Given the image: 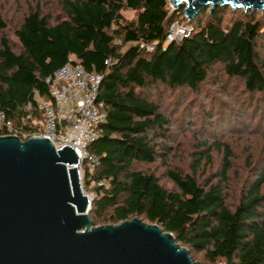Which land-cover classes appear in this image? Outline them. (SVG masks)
Instances as JSON below:
<instances>
[{"label":"trees","instance_id":"obj_1","mask_svg":"<svg viewBox=\"0 0 264 264\" xmlns=\"http://www.w3.org/2000/svg\"><path fill=\"white\" fill-rule=\"evenodd\" d=\"M41 1L27 0L29 10L13 30L18 47L3 32L7 22L0 10L3 122L22 141L41 133L36 101L48 99L46 80L73 59V64L102 76L98 101L106 108L99 136L89 145L97 165L92 171L84 166L82 173L83 188L92 187L96 194L88 213L92 225H116L136 217L171 233L190 255L202 254L209 264H264V152L253 156L249 151L237 200L229 203L230 145L199 143L201 151L189 174L168 167L174 136L161 103L165 93L188 91L195 96L178 95L173 103L182 107V117L192 118L190 125L198 122V102L205 108L204 117L214 118L208 124L222 127L211 137L219 139L223 130L233 132L239 125H251L254 136L263 135L264 11L258 17L259 12L205 7L188 21L184 8L173 10L169 0H56L60 15L53 17L44 13ZM128 12L134 13L132 19L125 18ZM178 23L188 28V35L168 41L170 27ZM221 80L223 87L238 82L234 85L251 101L237 109L242 115L234 109L226 114L219 101H212L217 95L209 92L217 91L211 85ZM223 87L220 94L226 93ZM205 88L210 99L204 102L197 97ZM245 114L250 124L242 120ZM201 123L203 132L207 124ZM6 134L0 129V137ZM213 151L222 154L220 168L200 179L197 172L210 167ZM157 162L165 167L173 189L149 171Z\"/></svg>","mask_w":264,"mask_h":264},{"label":"water","instance_id":"obj_2","mask_svg":"<svg viewBox=\"0 0 264 264\" xmlns=\"http://www.w3.org/2000/svg\"><path fill=\"white\" fill-rule=\"evenodd\" d=\"M192 20L202 8L263 12L264 0H169ZM72 149L0 137V264H201L171 233L136 217L93 226ZM222 264V263H216Z\"/></svg>","mask_w":264,"mask_h":264},{"label":"rangeland","instance_id":"obj_3","mask_svg":"<svg viewBox=\"0 0 264 264\" xmlns=\"http://www.w3.org/2000/svg\"><path fill=\"white\" fill-rule=\"evenodd\" d=\"M29 3L27 0H0V10L7 22V27L3 31L5 35L8 37L10 42L12 43L13 47H18V40L15 37L13 30L14 27H16L19 22L22 20V16L25 15L28 12ZM40 7L43 9L44 13L51 14L53 17L60 15V11L57 7V1L56 0H42ZM263 14V12L258 13V17H260ZM126 19H132L134 17L133 12H128L124 14ZM177 25V24H176ZM178 27L181 26V23H178ZM264 52V51H263ZM212 79V76H210V80ZM234 84H238L235 80L228 81L227 87H223L224 80H221V82H218V84L211 85L214 86L215 90L217 91H210V95L212 94L217 95L216 98L212 99V101L216 100L219 101L220 106L225 111L226 114H229V111L231 113L232 109H234L235 112H239L237 109L240 108L243 102H246L249 104V101L247 99V95L242 92V88L235 86ZM208 88H210L209 84L206 85ZM226 88V93L220 94V91L222 88ZM206 89L203 90V92L199 95L201 97H197L199 99H202L204 102L208 97V94H206ZM183 91H173L170 93H165L164 99L161 101L162 103V112L167 115L168 119L170 120L172 124L171 131L173 133V140L171 142L173 152L171 156L167 160L168 167H171L172 169H176L183 174H189L191 173L190 170L192 168L193 163H195V160L193 159L195 154L200 152L201 150L197 148L199 143H202L206 141L207 143H211V141L218 140L222 142H226L230 145L232 148V152L234 153V158L232 160V171L230 172L231 177V195L229 198V203H235L237 200V191L240 186V182L243 181V178L246 175L247 167H246V160L248 159V154L250 151V154L253 156L259 155L260 153L264 152V134L254 136L253 131H249L251 129V125H249L246 129L242 127V125H239V127L233 130V132H226V130H223L222 136L219 139H216L214 137H211L214 133L219 134L222 131V127L220 125L215 124H208L212 123L214 121L212 119H206L204 117L205 108L202 106L200 107L199 103L196 102L194 104V109H197L198 112L200 111V114L196 119L198 122H196L194 125H190V120L192 118L189 116L182 117L183 109L180 105L174 106L173 100L175 97H178L180 95L181 98H192L195 96V94L185 91L187 95L181 94ZM180 93V94H178ZM204 94V98L202 95ZM238 95V100L236 99V96ZM210 97L207 99L209 100ZM185 100V99H184ZM185 103V101H182ZM251 102V101H250ZM207 103V102H206ZM218 104V105H219ZM252 107L250 108V110ZM167 110V111H165ZM218 108H215V111H217ZM250 110L248 113L250 114ZM172 113V115H171ZM234 114V113H233ZM242 112H239V115H242ZM249 114H245L242 116V120L246 121V123L250 124V120H247L249 117ZM179 120H176L178 119ZM201 121L207 124V126L204 128V131L200 132L201 130ZM183 122V124L181 123ZM243 122V121H242ZM214 123V122H213ZM182 124V125H181ZM212 133V134H211ZM212 156V164L210 167L204 166V168H200V170L197 172V175L200 179H203L206 177L209 173H216V171L220 168V162L222 159V154L218 153L216 151L211 152ZM201 165H206L203 161ZM149 171H152L155 175H157L160 179L161 184H163L164 187L167 189H173L172 184L165 179V167L161 166L159 162L155 163L152 166L148 167ZM81 186L83 189V192L92 197L93 191L92 187L89 189L83 188V182L81 178ZM93 199V198H92ZM146 223V222H145ZM105 225H113L110 223L104 224V225H96V226H105ZM180 245V244H179ZM181 246V245H180ZM183 247V246H181ZM185 248V247H184ZM190 255V254H189ZM190 258L194 262H199L201 264H209L203 260L202 254L197 255H190Z\"/></svg>","mask_w":264,"mask_h":264},{"label":"built area","instance_id":"obj_4","mask_svg":"<svg viewBox=\"0 0 264 264\" xmlns=\"http://www.w3.org/2000/svg\"><path fill=\"white\" fill-rule=\"evenodd\" d=\"M188 32V28L173 24L168 41L186 37ZM146 50L150 52L153 48L146 46ZM101 80V75L86 71L70 60L46 80L48 99L38 98L36 101V108L42 115V132L32 136L47 139L56 151L63 147L72 149L78 159L74 167L80 178L84 166L92 171L97 165V158L89 152V145L99 136L98 127L106 119L105 105L98 101ZM0 129L7 132L4 136H17L12 125L3 122V115H0ZM95 196L93 193L88 197L92 200Z\"/></svg>","mask_w":264,"mask_h":264},{"label":"bare ground","instance_id":"obj_5","mask_svg":"<svg viewBox=\"0 0 264 264\" xmlns=\"http://www.w3.org/2000/svg\"><path fill=\"white\" fill-rule=\"evenodd\" d=\"M79 180H80V184H81V178H80V176H79ZM88 197V196H87ZM88 199H89V197H88ZM90 200V199H89Z\"/></svg>","mask_w":264,"mask_h":264},{"label":"crops","instance_id":"obj_6","mask_svg":"<svg viewBox=\"0 0 264 264\" xmlns=\"http://www.w3.org/2000/svg\"><path fill=\"white\" fill-rule=\"evenodd\" d=\"M71 60H73V59H71Z\"/></svg>","mask_w":264,"mask_h":264}]
</instances>
